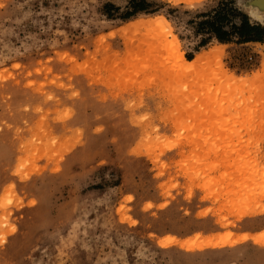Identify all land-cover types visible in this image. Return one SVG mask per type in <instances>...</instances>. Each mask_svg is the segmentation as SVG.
Returning <instances> with one entry per match:
<instances>
[{
    "label": "rangeland",
    "instance_id": "rangeland-1",
    "mask_svg": "<svg viewBox=\"0 0 264 264\" xmlns=\"http://www.w3.org/2000/svg\"><path fill=\"white\" fill-rule=\"evenodd\" d=\"M258 1L0 0V264H264Z\"/></svg>",
    "mask_w": 264,
    "mask_h": 264
},
{
    "label": "trees",
    "instance_id": "trees-1",
    "mask_svg": "<svg viewBox=\"0 0 264 264\" xmlns=\"http://www.w3.org/2000/svg\"><path fill=\"white\" fill-rule=\"evenodd\" d=\"M131 4L132 10L127 11L125 17H131L139 12H149L151 6L147 0H132ZM217 19L221 20L220 13L217 15ZM213 32L220 41H230L233 36H237L240 42H264L261 37L264 28L250 23L246 15L242 17L240 26L236 27L233 33L225 31L222 27L213 28Z\"/></svg>",
    "mask_w": 264,
    "mask_h": 264
},
{
    "label": "bare ground",
    "instance_id": "bare-ground-1",
    "mask_svg": "<svg viewBox=\"0 0 264 264\" xmlns=\"http://www.w3.org/2000/svg\"><path fill=\"white\" fill-rule=\"evenodd\" d=\"M257 3H258L257 6H255V7L254 6L253 7L251 6L250 7L248 14H249V16H251L252 18H254V20L263 23V20H264V0H259ZM141 23L143 24V26L146 29H148V28L152 29V28H154L156 26H162V27L164 26V27H166L168 25L167 24V19L164 16H160V17L154 19L153 21H142ZM180 58L183 61V63H185V64H188L189 65V64H192L193 63V61L187 60L183 54L180 55ZM246 237L247 236L245 235L243 237V239H246Z\"/></svg>",
    "mask_w": 264,
    "mask_h": 264
}]
</instances>
